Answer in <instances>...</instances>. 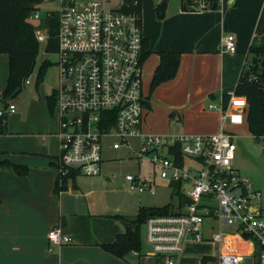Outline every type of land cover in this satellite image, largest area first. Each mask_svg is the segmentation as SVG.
<instances>
[{"label": "built area", "instance_id": "obj_1", "mask_svg": "<svg viewBox=\"0 0 264 264\" xmlns=\"http://www.w3.org/2000/svg\"><path fill=\"white\" fill-rule=\"evenodd\" d=\"M42 1L56 4L57 8L45 14L56 12L59 18L53 66L60 87L51 94L55 95L52 112L58 118V186L71 187V179L65 182L69 172L99 176L107 139L117 138L114 150L130 148L134 142L137 151L132 149L133 157L148 163L150 173L159 172L170 186L180 185L185 200L181 203V197L175 195L169 213L147 218L150 252L146 256L161 259L162 264H181L188 242H212L217 256L206 255L202 264H243L247 259L264 264L262 193L234 167L237 133L229 129L246 124L247 99L234 93L227 105L222 101L210 106V110H219L221 122L212 134L148 130L151 105L144 89L145 37L142 14L137 10L139 0H120L113 7L106 0ZM196 3V11L209 8L204 1ZM39 10L29 21L41 20L45 14ZM36 36L41 45L46 44L44 29H37ZM222 47L235 53L236 36L226 35ZM0 105V117L16 111L11 103ZM125 181L131 191L156 195L155 175H127ZM48 239L56 247L72 242L59 227L50 231Z\"/></svg>", "mask_w": 264, "mask_h": 264}, {"label": "crops", "instance_id": "obj_2", "mask_svg": "<svg viewBox=\"0 0 264 264\" xmlns=\"http://www.w3.org/2000/svg\"><path fill=\"white\" fill-rule=\"evenodd\" d=\"M162 1L141 0L143 34L149 51L155 52L145 62L155 57L153 73L160 61L156 52H181V62L176 77L150 95L146 128L152 129L148 120L153 113L152 126H158L162 134H169V125L176 117L182 133H215L221 126L220 112L210 110V106H218L224 95L234 94L242 72L251 64L250 48L264 45V32L256 34L264 0H220L217 9L203 11L184 10L182 0H166L167 9L161 18L156 7ZM228 34L237 38L235 53L223 50ZM8 76L9 56L0 54V98ZM46 98L40 100L43 114ZM40 123V130L29 133L28 127H20L13 120L6 122L5 129L0 122V161L29 168L28 176L0 169V264H149L147 256L131 253L120 259L102 248L128 227L133 229L131 220L137 213L130 217L98 212L89 194L82 193L76 183L79 175L70 180L71 187L56 193L59 141L54 136L57 143H52L53 134L47 132L44 118ZM229 129H245L246 135L252 136L246 124ZM239 137L237 133L236 140ZM235 161L236 157V168ZM105 172L103 166L102 173L94 178ZM106 180L111 181L109 177ZM55 227L72 242L62 247L51 245L48 235Z\"/></svg>", "mask_w": 264, "mask_h": 264}, {"label": "trees", "instance_id": "obj_3", "mask_svg": "<svg viewBox=\"0 0 264 264\" xmlns=\"http://www.w3.org/2000/svg\"><path fill=\"white\" fill-rule=\"evenodd\" d=\"M198 1L200 0H182L184 10H194L193 7ZM201 1L207 3L211 9H217L220 2V0ZM42 2V0H0V54H7L9 56L7 86L0 98V102H4L6 106L10 99L22 93L27 81L34 72L36 59L41 49V43L36 36L37 29H44L48 35V40L44 44L45 52L53 55L57 52L58 13L45 14L38 23L29 21L31 14L39 9ZM125 2L130 3L131 0H125ZM166 9L167 1L163 0L156 7L158 16L164 17ZM137 10L141 12V0H139ZM263 32L264 5L256 26V34L260 35ZM144 48L145 59H148L152 53H155L149 51V44L146 41ZM156 53L159 55L160 61L150 82L149 97L158 86L176 77L181 62V52L160 51ZM249 53L252 55L251 64L246 71L242 72L234 93L247 99L246 125L248 126L249 133L255 139L260 140L264 137V45L251 47ZM52 66L53 62L50 60L42 62L37 73V88L43 82L47 70ZM229 99V95L222 97L225 105H227ZM47 103L50 111H53L55 95L47 97ZM7 119L8 116L0 117L2 129L6 128ZM0 169H7L19 176L29 175V168L27 166L14 164L10 161H0ZM75 177V173L69 172L65 182ZM179 186L171 184L170 187L174 190L173 195H178L182 199ZM64 189L66 188H60L58 182L56 183L55 191L57 194ZM184 202L185 200L182 199L181 203ZM171 210L172 203L163 207L140 206L137 215L131 220L134 228L128 227L124 233L117 236L114 242L103 244V250L120 259H126L131 253H138L139 256H142L141 226L145 224L151 214L163 215L169 213ZM115 217L130 221L128 218H123V216Z\"/></svg>", "mask_w": 264, "mask_h": 264}, {"label": "rangeland", "instance_id": "obj_4", "mask_svg": "<svg viewBox=\"0 0 264 264\" xmlns=\"http://www.w3.org/2000/svg\"><path fill=\"white\" fill-rule=\"evenodd\" d=\"M106 1L109 7H113L120 2V0ZM54 8H57L56 4L43 2L39 11L44 15L48 9ZM44 46V44L41 45L34 72L30 76L29 82L25 85L24 90L18 96L9 100V103L16 107V112L15 114L8 115L7 122L13 120L14 123L18 124L20 127H28V132L31 133L41 129L40 122L44 118L46 125L48 124L46 127L47 132L53 134V136L51 135L52 143H57L55 137L57 138L58 118L50 111L48 103H46V113L43 114V108L40 103L41 98H43V96L45 98L46 96L49 97L55 87L54 83L58 80L57 68L53 66L47 70L43 82L38 88L36 81L38 69L42 62L44 60L53 62L56 59L55 55L45 52ZM155 63V57H151L144 65V89L148 94ZM151 115L148 120V123L151 125L150 127L153 131L162 134L158 126H152L151 118L153 117H151ZM175 119H177V117L173 118L169 125V133L184 132L181 122H177ZM231 130L235 133L237 132L234 129ZM237 133L240 137L236 140L238 146L235 161L236 169H238L241 177L250 181L255 189L261 191L262 199L260 204L264 213V140L263 138L258 140L252 136L246 135L245 129ZM117 141V138L104 141V167L107 170L105 175L102 174V177L99 178L79 176L76 181L82 193H88V198L95 202V209L101 213L110 211L132 217L138 212L140 206L163 207L175 201L176 198L173 195L174 190L170 187V183L162 179L159 172L151 174L150 171L152 168L148 163H139L138 160L133 157L134 153L132 149L137 151L136 143L132 142L130 148L114 150L112 145ZM127 175H143L147 178L155 175L156 195H150L148 193L139 194L136 191H131L129 189V184L125 181ZM108 177L111 181L106 180ZM140 238L141 255L142 257H146V254L150 252V248L146 243L145 224L141 226ZM206 255L217 256L214 243L188 242L181 254V264H202L201 258ZM147 258H150L147 261L149 264H156V262L162 264L161 259L149 256H147ZM134 259L137 263V257ZM243 264H252V262L250 259H247Z\"/></svg>", "mask_w": 264, "mask_h": 264}, {"label": "flooded vegetation", "instance_id": "obj_5", "mask_svg": "<svg viewBox=\"0 0 264 264\" xmlns=\"http://www.w3.org/2000/svg\"><path fill=\"white\" fill-rule=\"evenodd\" d=\"M54 84H55V87L53 88L52 93H56V92L59 90V87H60V82H59V80H56ZM54 84H53V85H54ZM52 93H51V94H52Z\"/></svg>", "mask_w": 264, "mask_h": 264}, {"label": "water", "instance_id": "obj_6", "mask_svg": "<svg viewBox=\"0 0 264 264\" xmlns=\"http://www.w3.org/2000/svg\"><path fill=\"white\" fill-rule=\"evenodd\" d=\"M257 255H258V249H257ZM259 259H258V256H257V263H258Z\"/></svg>", "mask_w": 264, "mask_h": 264}]
</instances>
